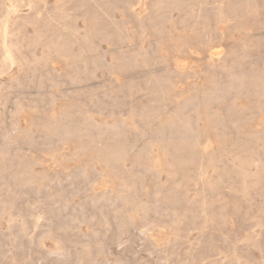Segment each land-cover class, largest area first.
Returning <instances> with one entry per match:
<instances>
[{
    "label": "rangeland",
    "instance_id": "obj_1",
    "mask_svg": "<svg viewBox=\"0 0 264 264\" xmlns=\"http://www.w3.org/2000/svg\"><path fill=\"white\" fill-rule=\"evenodd\" d=\"M70 1L71 54L88 27L103 32L91 78L77 74L82 56L75 70L53 55L37 72L0 74L18 79L0 88V264H264V0ZM7 6L0 0V63ZM36 8L49 35L55 0ZM33 14L25 1L8 14L17 58L32 62L43 47L26 50L34 28L18 18ZM118 61L183 74L158 85L157 73L101 67L125 70ZM15 104L25 111L14 117ZM60 118L62 133L39 130L37 120ZM83 118L103 131L76 135Z\"/></svg>",
    "mask_w": 264,
    "mask_h": 264
},
{
    "label": "bare ground",
    "instance_id": "obj_2",
    "mask_svg": "<svg viewBox=\"0 0 264 264\" xmlns=\"http://www.w3.org/2000/svg\"><path fill=\"white\" fill-rule=\"evenodd\" d=\"M21 1H25L26 2V4L28 5V7L30 8V9H34V14L32 15V16H30V17H20V18H18V20L20 19H22V20H26V22H28V23H30L32 26H33V28H34V32H33V38L29 41V42H27V44L25 45V48H26V50H28L29 52H33V50L35 49V47H36V44L37 43H39V45H40V43L42 44V47H43V51H42V54H40V56H35L34 57V59H33V62L32 61H30L31 60V58H30V60H27V59H25V58H23V60H20V59H18L17 58V52L19 51V48H20V46H19V43H17V42H14V41H11L9 38H10V35H11V31H12V29L9 27V16H8V14H9V12H14V11H17L18 10V8H19V6H20V2ZM157 5H158V8H160L161 9V7L163 6V3H164V1L163 0H153ZM169 1V0H168ZM184 1H188V0H184ZM39 2H44V0H8V6H7V14L5 15V19L3 20L2 18V20H3V23H2V28H1V31H2V36H3V50H4V53H3V56H2V61H1V63H0V74H3V73H5V72H7L10 68H12L13 66H17V68L21 71V70H24L25 71V68L26 69H29V70H31V69H33L34 67H36V66H39V67H41V68H43V67H45L46 66V63H47V60L51 57V56H57L63 63H64V65L65 66H69V67H72L74 70L75 69H77V67L79 66V60H78V57L79 56H82V57H84L85 58V61H83V66L85 65V66H90V69L91 68H93L92 66H95L96 65V63H97V60L99 59L98 57H99V55H98V51L96 50V45L94 46V41H92V40H94V39H92L93 37H95V36H97V38H98V35H101L103 32L101 31V30H99V29H97V27L96 28H94L93 26L94 25H92V27L90 28V27H88V29H87V31H88V34H87V36H84L83 35V40L82 41H84V49L82 50V52L80 53V54H78V55H73V54H71L70 53V51L68 50L69 48H67L68 46H66L65 45V43H64V41L62 40V38H65L66 36H72V37H78V34H77V30L76 29H69V28H67L66 26H65V24H64V21L65 20H67V19H70L71 17H72V14L70 13V12H68V11H72V10H68L67 8H66V6H67V3L69 2V0H55V9H54V15L53 16H51L49 19H47V21L49 20V21H54L55 22V26H53V24H54V22H52L51 24H52V28L53 29H51L50 31H49V35H44V34H42L41 33V31H40V29L39 28H37V25H36V23L40 20V11H39V9H37L36 8V5L39 3ZM48 2V1H47ZM71 2H74L73 0L72 1H70V3ZM84 2H85V4H87L86 2V0H84ZM171 2H177V0H172ZM76 3V2H75ZM89 3V2H88ZM183 3V2H182ZM6 4V3H5ZM41 4V3H40ZM73 4V3H72ZM164 4H167V0H166V3H164ZM69 5V4H68ZM75 5V4H74ZM168 5H170L169 3H168ZM168 5H166V6H168ZM73 6V5H72ZM71 6V7H72ZM76 6H78V7H74V8H76V9H79V5H76ZM171 6H172V4H171ZM72 7V8H73ZM224 7H226V6H224ZM71 8V9H72ZM73 8V9H74ZM227 8V7H226ZM229 8V7H228ZM75 9V10H76ZM82 9V8H81ZM221 9H222V7H221ZM83 10V9H82ZM228 10V9H227ZM78 10H76V12H77ZM81 11V10H80ZM72 12H74V10L72 11ZM79 12V11H78ZM191 12V11H190ZM42 13V12H41ZM221 14V13H220ZM224 14H226V13H224ZM51 15V14H50ZM79 15V14H78ZM77 15V16H78ZM189 15V14H188ZM191 15V14H190ZM222 15V14H221ZM224 16V15H223ZM49 17V16H48ZM97 17V16H96ZM90 19V18H89ZM97 19V18H96ZM226 19V18H225ZM93 21V20H92ZM91 21V19H90V22H92ZM74 22V21H73ZM84 22V21H83ZM223 22V21H222ZM94 22H92V23H90V24H93ZM50 24V23H49ZM50 24V25H51ZM73 24V23H72ZM95 24H96V26H97V23H96V20H95ZM204 24V23H203ZM25 25V24H24ZM72 26V25H71ZM76 26V25H75ZM201 26V25H200ZM46 27V26H45ZM50 27V28H51ZM73 27V26H72ZM71 27V28H72ZM84 27V26H83ZM49 29V28H48ZM160 31V30H159ZM21 32V31H20ZM19 32V33H20ZM156 32V31H155ZM18 33V32H17ZM85 33H87V32H85ZM160 33V32H159ZM163 33V32H162ZM165 34V33H164ZM192 34V33H191ZM194 34V33H193ZM18 35H20V34H18ZM158 35V34H157ZM118 36V35H117ZM29 37V36H28ZM71 38V37H70ZM22 39V38H21ZM69 39V38H68ZM113 39H114V37H113ZM14 40H16V39H14ZM115 40V39H114ZM181 40V39H180ZM187 40V39H186ZM66 41V40H65ZM96 41V40H95ZM116 41H118V39L116 40ZM24 42V41H23ZM73 42V41H72ZM175 42V41H174ZM176 43H178V42H176ZM181 43V42H180ZM25 44V43H24ZM185 44V43H184ZM69 45V44H68ZM174 45V47H175V43L173 44ZM176 45H179V44H176ZM70 46V45H69ZM81 46V45H80ZM98 46V45H97ZM179 46H181V44L179 45ZM173 47V48H174ZM183 47V46H182ZM185 47V46H184ZM98 48V47H97ZM176 49L178 48V47H175ZM171 49V51H173V53H175L177 50L176 49ZM72 49V48H71ZM79 50V49H78ZM176 50V51H175ZM169 51V50H168ZM184 52H185V50H183ZM229 51V50H228ZM20 52H21V50H20ZM170 52V51H169ZM179 52V51H178ZM177 52V53H178ZM182 52V51H181ZM26 53V52H25ZM171 53V52H170ZM180 53V52H179ZM183 53V52H182ZM21 54V53H20ZM19 54V56H21ZM29 54V53H28ZM27 55V54H26ZM30 55V54H29ZM171 55V54H170ZM169 55V56H170ZM189 55V54H188ZM22 57V56H21ZM27 57H28V55H27ZM123 57V56H122ZM205 57V56H204ZM77 58V59H76ZM127 59H129V58H127ZM163 60V59H162ZM202 60H204V59H202ZM100 61V60H99ZM143 61V60H142ZM146 61H148V60H146ZM146 61H144L145 63H146ZM166 61H170V60H166ZM143 62V63H144ZM171 62V61H170ZM205 62H206V60H205ZM128 63H131V62H127V64ZM162 63V62H161ZM164 63H165V59H164ZM124 64H125V61H118L117 63H116V67L117 68H119V67H125L124 66ZM114 65H112L113 67H114ZM133 67H134V65L133 64H131ZM130 65V66H131ZM171 65H172V62H171ZM97 66V65H96ZM128 66V65H127ZM132 66H131V68H132ZM161 66H163V65H159V67L161 68ZM168 66V65H167ZM140 68L142 67V66H139ZM165 67H166V64H165ZM172 67V66H171ZM179 67V66H178ZM201 67V66H200ZM203 67V66H202ZM202 67H201V69H202ZM205 67V66H204ZM86 68V67H85ZM128 68V67H127ZM127 68L125 67V70H127ZM130 68V69H131ZM148 68V67H147ZM160 68H158V69H160ZM162 68H164V67H162ZM95 68H93V70H94ZM120 69V68H119ZM130 69H128V70H130ZM137 69L139 70V68L137 67ZM148 69H150V68H148ZM148 69H146L145 71H147ZM168 69V68H167ZM177 69V68H176ZM40 70V69H39ZM87 70V69H86ZM93 70H91V71H93ZM111 70V69H110ZM123 70V69H122ZM121 70V71H122ZM125 70H123V71H125ZM134 70L136 71V69H135V67H134ZM166 69H164V71H165ZM37 72V69L36 68H34V72ZM107 71V70H106ZM135 71H134V73H135ZM152 71H153V69H152ZM151 70L149 71V72H152ZM163 71V72H164ZM172 71V70H171ZM180 71V70H179ZM15 71H13V73H14ZM128 72V71H127ZM132 72V71H131ZM137 72V71H136ZM139 72V71H138ZM144 72V71H143ZM158 72L159 71H157V74H155V75H153V77L154 76H156V75H158V77L157 78H159V76L160 77H162L163 78V75L161 76V75H159L158 74ZM166 72V71H165ZM164 72V73H165ZM170 72V71H169ZM29 73V72H28ZM32 73H33V70H32ZM31 73V75L32 76H34V75H36V73L34 74H32ZM39 73H41L40 71H39ZM87 73H89V71H87ZM160 73V72H159ZM163 73V74H164ZM174 73V72H173ZM181 73V72H180ZM197 73V72H196ZM25 74V73H24ZM145 74H146V72H145ZM167 74V73H166ZM165 74V75H166ZM177 74H179V73H176L175 74V76L177 77ZM18 76V75H17ZM16 76V77H17ZM42 76V75H41ZM40 75H39V77H41ZM169 76H170V73H169ZM179 76V75H178ZM38 77V76H37ZM165 77V76H164ZM257 77V76H256ZM19 78V77H18ZM34 78H35V80H36V77L34 76ZM43 77H41V79H42ZM47 78V77H46ZM81 78V77H80ZM171 78V77H170ZM170 78H169V81L171 82L172 80H170ZM25 79V78H24ZM33 79V78H32ZM39 79V78H38ZM41 79H39L40 81H41ZM48 79V78H47ZM175 79V78H174ZM173 79V80H174ZM178 79V78H177ZM11 82H10V79H9V83H8V81H7V84L6 83H4L3 82V84L6 86V89L7 88H9L10 89V87H12V85L14 84V81H18V79H16L15 78V76L13 77V79L11 78ZM38 80V81H39ZM32 81V80H31ZM43 81H45V79L43 80ZM69 81V80H68ZM153 81V80H152ZM166 81H168V80H166ZM168 81V82H169ZM6 82V81H5ZM20 82V81H19ZM37 82V81H36ZM42 82V81H41ZM120 82V81H119ZM159 82H162V80L160 81V78H159V80H155V83H159ZM25 83V82H24ZM165 83V82H164ZM172 83H173V81H172ZM175 83V82H174ZM173 83V84H174ZM3 84L2 83H0V88L3 86ZM16 84V83H15ZM33 84H35V82L33 83ZM38 85H39V83H37ZM163 84V83H162ZM38 85H36L37 87H38ZM159 85V84H158ZM172 85V84H171ZM20 86V85H19ZM22 86H23V84H22ZM42 86V85H41ZM169 86H170V84H169ZM17 86L15 85V88H16ZM189 87V86H188ZM14 88V87H13ZM159 88V87H158ZM167 88V87H166ZM169 88H171V86L169 87ZM5 89V88H4ZM172 89V88H171ZM251 89H253V88H251ZM153 90V89H152ZM152 90H150V91H152ZM189 91V90H188ZM191 91V90H190ZM2 92V91H1ZM154 92V91H153ZM163 92V91H162ZM168 92V91H167ZM151 93V92H150ZM156 93V92H155ZM154 93V94H155ZM158 93L160 94V91H158ZM151 95V94H150ZM203 95V94H202ZM158 97V96H157ZM163 97H165V96H163ZM168 97V96H167ZM199 97V96H198ZM171 98H169V100H170ZM199 99H200V97H199ZM199 99H198V101H199ZM168 100V101H169ZM194 99H192V101H193ZM195 100H196V98H195ZM194 100V101H195ZM171 101H173V100H171ZM170 101V102H171ZM178 102H180V101H177V103ZM191 102V101H190ZM176 103V102H175ZM180 103H182V102H180ZM199 103H200V101H199ZM165 104V103H164ZM180 104H178V106H179ZM62 107V106H61ZM147 107V106H146ZM146 107H144V108H146ZM204 107V106H203ZM148 108V107H147ZM180 108H181V106H180ZM196 108H197V105H196ZM35 109V108H34ZM182 109V108H181ZM203 109V108H202ZM36 110V109H35ZM196 110V109H195ZM25 111V108H24V106L23 105H21V104H15V106H14V109H13V113H14V117L15 116H19L20 114H23V112ZM28 112H29V110H28ZM170 112V111H169ZM203 112H204V110H203ZM60 113H62V112H60ZM175 113H177V112H175ZM29 115H30V113H29ZM188 115V114H187ZM207 115V114H206ZM205 115V116H206ZM45 116V115H44ZM77 116V115H76ZM172 116V115H171ZM179 116H180V118H181V114H179L178 115V118H179ZM195 116V115H194ZM202 117H204L203 115H201ZM200 116V117H201ZM209 116V115H208ZM25 116H23V118H24ZM30 117H32V116H30ZM36 117H38L37 115H36ZM58 117V116H57ZM176 117V116H175ZM189 117H192V116H189ZM201 117V118H202ZM207 117V116H206ZM205 117V118H206ZM46 118V117H45ZM75 118V117H74ZM79 118V117H78ZM171 118V117H170ZM200 118V119H201ZM42 119H43V117H42ZM149 119H150V117H149ZM155 119H156V117H155ZM175 119V118H174ZM204 119V118H203ZM31 120H34V119H31ZM142 120H143V117H142ZM181 120V119H180ZM17 121V120H16ZM30 121V120H29ZM178 121V120H177ZM33 122H35V121H33ZM66 122V119H64V118H60L59 120H57V122H54V121H50V120H37V123H38V125H39V130L41 129V131L43 132H46V133H52V132H54V131H56V130H59V131H61V133L63 132V130H64V123ZM71 122H73V121H71ZM165 122H167V121H165ZM179 122V121H178ZM182 122V121H181ZM168 123V122H167ZM188 123V122H187ZM194 123V122H193ZM206 123V122H205ZM160 124V123H159ZM37 125V126H38ZM103 125V124H102ZM171 125V124H170ZM177 125V124H176ZM180 125H181V123H180ZM195 125V124H194ZM204 125V124H203ZM201 126V125H200ZM207 126V125H206ZM209 126V125H208ZM168 127V126H167ZM171 127H172V125H171ZM178 127V126H177ZM72 128H74V133L76 134V135H78V134H81V133H83L86 129H91L92 131H103V128L101 127V126H98V125H96L95 123H94V120L93 119H91V118H83V120L79 123V124H77V125H75V127H73L72 126ZM115 129V128H114ZM179 129V128H178ZM190 129V128H189ZM188 129V130H189ZM199 129V128H198ZM23 130V129H22ZM67 130V129H66ZM177 130V129H176ZM194 130V129H193ZM238 130H239V128H238ZM27 131H28V129H25L24 131H22V133H23V136L24 137H29V135H27ZM110 131H113V129L112 130H110ZM167 131H168V128H167ZM174 131V130H173ZM196 131V130H195ZM256 131V130H255ZM58 132V131H57ZM66 132V131H65ZM158 132V131H157ZM172 132V131H171ZM170 132V133H171ZM193 132V134H195L194 133V131H192ZM29 133H30V131H29ZM251 133V132H250ZM65 134V133H64ZM67 134V133H66ZM156 134V133H155ZM192 134V133H191ZM192 134V137L194 136ZM197 134V133H196ZM212 134V133H211ZM211 134H209V135H211ZM213 134H215V133H213ZM158 135V134H157ZM254 135V134H253ZM22 136V137H23ZM69 136V135H68ZM180 136V135H179ZM246 136V135H245ZM75 137H77V136H75ZM188 137V136H187ZM247 137V136H246ZM262 137V136H261ZM30 138V137H29ZM49 137H47V139H48ZM148 138V137H147ZM185 138V137H184ZM194 138V137H193ZM146 139V138H145ZM190 139V138H189ZM188 139V140H189ZM256 139V138H255ZM159 140V139H158ZM174 140V139H173ZM199 140H201V139H199ZM239 140V139H238ZM28 141H31V140H29L28 139ZM27 141V142H28ZM53 141V140H52ZM183 141H186V140H183ZM182 141V142H183ZM190 141V140H189ZM194 141H195V139H194ZM216 141V140H215ZM240 141V140H239ZM254 141V140H253ZM149 142V141H148ZM174 142V141H173ZM196 142V141H195ZM240 142H242V141H240ZM245 141H243L242 143H244ZM247 142V141H246ZM59 143V142H58ZM156 143V142H155ZM177 143H178V141H177ZM191 143V142H190ZM200 143V142H199ZM241 143V144H242ZM196 144H198V143H196ZM249 144V143H248ZM59 144H57V146H58ZM139 145V144H138ZM146 146L145 145V141H141L140 142V146ZM163 145V144H162ZM166 145V144H165ZM175 145V144H174ZM183 145V144H182ZM181 145V146H182ZM200 145V144H199ZM60 146V145H59ZM184 146V145H183ZM139 147V146H138ZM201 147H202V145H201ZM239 147V146H238ZM55 148H57V147H55ZM59 148V147H58ZM158 148H160V147H158ZM189 149H191L190 147H188ZM200 148V147H199ZM138 149V148H137ZM148 149H149V147H148ZM193 149V148H192ZM237 149V148H236ZM144 150H145V148H144ZM162 150V149H161ZM178 150V149H177ZM193 150H195V149H193ZM202 151V150H201ZM245 151V150H244ZM247 152H248V150H246ZM245 151V152H246ZM166 152V151H165ZM164 152V153H165ZM175 152V151H174ZM188 152H189V150H188ZM239 152H241V151H239ZM55 153V152H54ZM146 153H148L147 151H146ZM241 153H243V152H241ZM180 154V153H179ZM192 153H190V155H191ZM193 154H195V153H193ZM72 155V154H71ZM165 155V154H164ZM187 156H189L188 154H186ZM198 155V154H197ZM149 156V155H148ZM106 157V156H105ZM151 157V156H150ZM175 157V156H174ZM186 157V156H185ZM192 157V156H191ZM50 158H53V154H51L50 155ZM184 158V157H183ZM189 159V158H188ZM199 159H200V157H199ZM249 159V158H248ZM253 160V159H252ZM114 161V160H113ZM251 161V160H250ZM132 162H133V160H132ZM117 163V162H116ZM153 163V162H152ZM188 163H190V162H188ZM164 164V163H163ZM200 164V163H199ZM212 164H213V162H212ZM168 165H169V163H168ZM201 165V164H200ZM201 167V166H200ZM113 168H115V167H113ZM122 168V167H121ZM230 168H233L232 166L230 167ZM230 168H229V170H230ZM27 169V168H26ZM197 169V168H196ZM201 169V168H200ZM235 169V168H234ZM24 170V169H23ZM232 170V169H231ZM230 170V171H231ZM235 171H236V169H235ZM23 172V171H22ZM29 172V171H28ZM188 174V173H187ZM234 174H235V172H234ZM33 175V174H32ZM200 175V174H199ZM216 179V178H215ZM214 179V180H215ZM218 179V178H217ZM241 179V178H240ZM213 180V181H214ZM218 180H220V179H218ZM215 182V181H214ZM254 183V182H253ZM214 184V183H213ZM218 184V183H217ZM240 184V183H239ZM134 185V184H133ZM205 185V184H204ZM241 186V185H240ZM246 187V186H245ZM237 191V190H236ZM239 191V190H238ZM242 191H243V189H242ZM208 193V192H207ZM241 193V192H240ZM204 194V193H203ZM242 194V193H241ZM246 194V193H245ZM166 195V194H165ZM207 195V194H206ZM201 196V195H200ZM203 196H205V195H203ZM169 198V197H168ZM193 198V197H192ZM191 200H193V199H191ZM169 201V200H168ZM195 201V200H194ZM203 203V202H202ZM142 205V204H141ZM139 206V205H138ZM137 206V207H138ZM137 207H136V209H137ZM141 207V206H140ZM207 208H208V206H207ZM147 209H146V207H145V211H146ZM139 214V213H138ZM204 217V216H203ZM215 217V216H214ZM126 218H124V220H125ZM128 221V220H127ZM126 221V222H127ZM220 222V221H219ZM170 229V228H169ZM173 229V228H172ZM250 237V236H249Z\"/></svg>",
    "mask_w": 264,
    "mask_h": 264
},
{
    "label": "crops",
    "instance_id": "obj_3",
    "mask_svg": "<svg viewBox=\"0 0 264 264\" xmlns=\"http://www.w3.org/2000/svg\"><path fill=\"white\" fill-rule=\"evenodd\" d=\"M98 51V55H99V53L101 52V50H100V48L97 50ZM101 58V57H100ZM98 65L96 66V67H93V68H95V69H97V68H99L100 66H99V63H97ZM101 64H102V61H101ZM101 67H104V69H105V71L107 70L108 72H118V73H125V72H131V71H135L134 70V67H132L131 68V66L130 67H128L127 68V70H125V71H123V72H119L118 71V69H114L113 70V68L112 67H106V66H101ZM93 68H91L90 69V66L89 67H87V68H84V67H81V70L79 71V72H77V74H80V76H81V79L80 80H82V81H85L86 79H88V78H91V76L93 75V72H94V70H93ZM131 68V69H130ZM148 68H150V69H148ZM148 68H139V70L135 67V69H136V71L138 72V71H142V74H145V72H146V74H154V73H157V71H159L158 73L159 74H161V75H165L166 73V75L165 76H169V73H170V76H173V75H175L176 73H179V74H177V75H181V74H183V72H182V70H180V69H176V67H164V68H160V69H154L153 67L151 68V67H148ZM168 68V69H167ZM87 69V70H86ZM110 69H112V70H110ZM128 69H130V70H128ZM146 69H148L147 71H145ZM152 69H153V71H152ZM164 69H166L165 71H164ZM91 70H93V71H91ZM152 71V72H149V71ZM172 70V71H171ZM180 70V71H179ZM87 71H89V73H87ZM135 71V72H136ZM144 71V72H143ZM165 73H164V72ZM170 71V72H169ZM174 72V73H173ZM181 72V73H180ZM164 73V74H163ZM81 81V82H82ZM102 87V86H101ZM169 90H171V89H169ZM181 90H178V93L180 92Z\"/></svg>",
    "mask_w": 264,
    "mask_h": 264
}]
</instances>
